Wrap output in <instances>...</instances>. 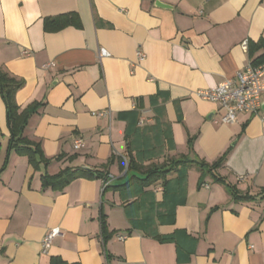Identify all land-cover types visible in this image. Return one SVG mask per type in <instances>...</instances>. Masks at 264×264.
Masks as SVG:
<instances>
[{
	"label": "crops",
	"instance_id": "0c3cea01",
	"mask_svg": "<svg viewBox=\"0 0 264 264\" xmlns=\"http://www.w3.org/2000/svg\"><path fill=\"white\" fill-rule=\"evenodd\" d=\"M159 1L172 8L0 0V69L23 81L21 110L39 104L25 136L50 161L9 151L0 86V264H264L262 111L224 124L220 104L197 95L238 81L264 56V0ZM62 15L70 23L47 30L46 20ZM77 136L87 143L79 152ZM221 157L217 173L253 199L235 201L209 173L199 184L195 161ZM129 161L142 169L128 170ZM151 166L170 172L147 177ZM67 167L91 172L44 185V172ZM55 227L63 235L43 253Z\"/></svg>",
	"mask_w": 264,
	"mask_h": 264
},
{
	"label": "trees",
	"instance_id": "16d2710c",
	"mask_svg": "<svg viewBox=\"0 0 264 264\" xmlns=\"http://www.w3.org/2000/svg\"><path fill=\"white\" fill-rule=\"evenodd\" d=\"M70 23L69 15H62L59 18H49L46 20L45 26L47 30H57L64 26H67ZM258 60V59H257ZM254 61V63H258L261 60H264V56L259 61ZM23 85V81L16 79L15 77L10 76L7 72L0 69V86H1V95L3 101L6 105L7 109V119L8 126L10 130V142H9V151L11 149H15L18 154H25L29 157L31 163L37 165L40 162H43L45 166L49 165V159H46L43 155L42 148L39 142L33 141L25 136V130L29 124L30 118L37 113L39 109V104H33L28 106L27 108L21 110L20 106L16 101V93ZM1 149V142H0ZM201 171V179L199 184L203 183V177L205 174H211L215 182H220L224 184L229 190L230 194L233 196L234 200L237 202L244 200H251L254 197L250 196L248 193H242L235 185L227 182L224 177H221L217 170L223 163V158H219L218 160L208 163L206 161H195ZM140 163L136 161H129L128 170L136 169L141 170ZM6 167V162L3 167L0 169V172ZM164 166H151L146 168L145 173L147 177H152L154 175L156 178H165L166 174L170 172V170H164ZM141 168V169H139ZM84 172H91L82 169L81 167H67L57 175H50L48 172H44L42 175L43 183L45 186H54L56 183L60 184L61 187L66 186L72 179L76 178L78 175H81ZM105 180L108 178L105 176ZM132 179L129 180V184H131ZM108 187V186H107ZM105 187V189L107 188ZM102 233L104 237V241L109 237L108 236V226L106 221L102 220ZM162 240H166L169 238H161Z\"/></svg>",
	"mask_w": 264,
	"mask_h": 264
},
{
	"label": "built area",
	"instance_id": "2783aa9c",
	"mask_svg": "<svg viewBox=\"0 0 264 264\" xmlns=\"http://www.w3.org/2000/svg\"><path fill=\"white\" fill-rule=\"evenodd\" d=\"M243 48H248V43H243ZM139 56L143 59L144 53L139 52ZM99 56H109V52L101 48ZM54 62L45 65L46 68L54 66ZM237 80L227 79L220 83L217 87L211 89L198 90L197 95L204 100L217 102L220 104L224 113L220 121L224 124H233L238 120L239 113L259 114L262 111V120L264 121V110L262 103V94L264 92V60L258 63H250L244 70L237 73ZM109 111H101L99 116L105 117ZM87 147L85 139L77 136L74 139L73 148L75 152L84 150ZM244 178L240 177L239 181ZM111 176L104 180V188L109 185ZM63 235V231L58 228L49 229L41 241V251L48 253L53 240ZM121 238H124L122 235Z\"/></svg>",
	"mask_w": 264,
	"mask_h": 264
},
{
	"label": "water",
	"instance_id": "95a60500",
	"mask_svg": "<svg viewBox=\"0 0 264 264\" xmlns=\"http://www.w3.org/2000/svg\"><path fill=\"white\" fill-rule=\"evenodd\" d=\"M156 4L162 7L172 8L170 5L160 2L159 0H157ZM84 168L87 169L88 167H84Z\"/></svg>",
	"mask_w": 264,
	"mask_h": 264
}]
</instances>
